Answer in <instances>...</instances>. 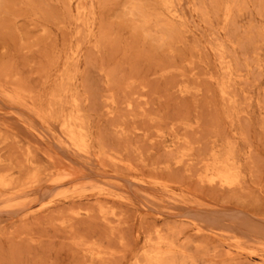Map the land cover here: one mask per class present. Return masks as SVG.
<instances>
[{
    "label": "rangeland",
    "instance_id": "374dc122",
    "mask_svg": "<svg viewBox=\"0 0 264 264\" xmlns=\"http://www.w3.org/2000/svg\"><path fill=\"white\" fill-rule=\"evenodd\" d=\"M0 264H264V0H0Z\"/></svg>",
    "mask_w": 264,
    "mask_h": 264
}]
</instances>
